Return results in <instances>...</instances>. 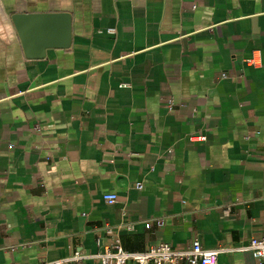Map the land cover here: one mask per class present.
Returning <instances> with one entry per match:
<instances>
[{
    "label": "crops",
    "instance_id": "0c3cea01",
    "mask_svg": "<svg viewBox=\"0 0 264 264\" xmlns=\"http://www.w3.org/2000/svg\"><path fill=\"white\" fill-rule=\"evenodd\" d=\"M61 12L69 46L28 58L11 16ZM106 225L129 252L264 236V0H0V264L95 255Z\"/></svg>",
    "mask_w": 264,
    "mask_h": 264
},
{
    "label": "built area",
    "instance_id": "2783aa9c",
    "mask_svg": "<svg viewBox=\"0 0 264 264\" xmlns=\"http://www.w3.org/2000/svg\"><path fill=\"white\" fill-rule=\"evenodd\" d=\"M223 77H225L223 75ZM173 108V103H168V109ZM204 137H197V139ZM194 139V138H191ZM135 188L140 190L141 184H136ZM103 200L108 204H114L117 200L115 194L103 195ZM161 225V222H157ZM131 230L129 225L125 223L118 229ZM145 228H150V221L145 223ZM107 236H113L112 242L106 246L103 251L95 255L88 256L80 252H74L69 257L56 260L53 262H45L42 264H83L88 258H94L99 264H216L217 257L223 253L231 251L251 253L255 260V264H264V236L252 238L246 246H240L233 250L226 247L204 248L199 241H193L184 249L174 248L169 244L161 243L148 247L143 251L129 252L122 248L115 230L110 226L104 227Z\"/></svg>",
    "mask_w": 264,
    "mask_h": 264
},
{
    "label": "water",
    "instance_id": "95a60500",
    "mask_svg": "<svg viewBox=\"0 0 264 264\" xmlns=\"http://www.w3.org/2000/svg\"><path fill=\"white\" fill-rule=\"evenodd\" d=\"M12 24L28 58H42L45 48H65L71 41V16L61 13H20Z\"/></svg>",
    "mask_w": 264,
    "mask_h": 264
}]
</instances>
